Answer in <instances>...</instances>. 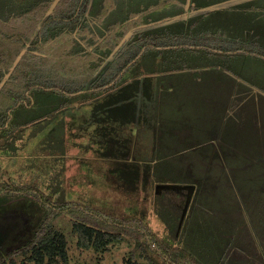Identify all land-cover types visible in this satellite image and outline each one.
Returning <instances> with one entry per match:
<instances>
[{"label":"trees","instance_id":"trees-1","mask_svg":"<svg viewBox=\"0 0 264 264\" xmlns=\"http://www.w3.org/2000/svg\"><path fill=\"white\" fill-rule=\"evenodd\" d=\"M116 4V0L100 1L98 12L94 13L100 18L99 23L104 22ZM176 5L177 0L150 2L145 7L127 10L126 15L115 18L104 31H94L87 18H78L83 11L82 0H0V138L12 137L19 126L31 121L22 117V123L18 122L20 112L17 110H31L38 94L44 98L41 108L49 109L32 118L33 121L46 115L55 117L66 107H75V102L80 104L84 100L92 104L88 120L98 125L92 138H102L96 148L90 149L103 157L121 159L120 165L127 168L128 150H124V146L129 137L122 130L120 135L116 134V126L140 119L141 108L136 96L140 88L141 96L149 92L150 77L144 74L163 71L167 56L175 55L171 51L177 52L180 60L181 52L188 49L175 47V37L169 36L165 27H150L152 22L185 12L184 7L175 8ZM126 8L131 6L126 4ZM163 39L170 40L168 47L156 50ZM235 41L233 52L249 50L261 55L259 50L246 48L249 45L243 41ZM222 42L225 43L224 38ZM218 49L224 51L225 47ZM162 54V59L156 58ZM151 57L159 61L157 66L151 64ZM46 68L49 75L45 73ZM56 139L61 144L64 138L59 135ZM160 152L158 148L155 154ZM50 172L54 173L53 177ZM46 173L50 178L44 177L39 183L0 177V264H7L17 254L24 256L21 264L28 261L65 264L66 238L53 225L60 213L71 219L77 244L83 248L104 251L109 244L128 235L147 242L165 264H224L222 251H218L215 258L209 259L207 252L195 258L192 251L168 245L139 216L111 217L105 211L88 208L74 200L53 201L58 189L54 177L58 172L48 168ZM29 194L34 198H22ZM124 264L133 262L129 258Z\"/></svg>","mask_w":264,"mask_h":264},{"label":"rangeland","instance_id":"rangeland-1","mask_svg":"<svg viewBox=\"0 0 264 264\" xmlns=\"http://www.w3.org/2000/svg\"><path fill=\"white\" fill-rule=\"evenodd\" d=\"M232 1L177 0L178 5L175 8L186 6L190 8V4L194 10H199L200 7H208L206 11L197 12L199 15L208 12V15L200 17L197 23L202 20V25L194 27L200 30L205 29L201 33V37L203 45L207 48L218 49L220 46L223 47L222 41L225 37L227 40H230L231 36L240 35L244 37L245 34L237 30L243 27V30L251 36L248 37L251 38L249 40L255 41V45H250L256 49L260 45L263 51L257 58L242 60L244 64L241 66H244L245 69L243 75L240 76L244 80L251 81L254 85H261L264 82V0H242L237 4ZM150 2L157 4V0H122L120 3L123 6H119V9L125 8L126 4L131 6L128 10L139 9L140 6L145 7ZM231 4L238 6L230 8ZM94 6L97 7L95 4ZM97 12V10L93 11V13ZM227 16H229V21H227ZM230 23L233 24V27ZM181 24H176L181 31L179 38L183 37L182 31L186 30V27H182ZM183 25L185 26L186 23ZM95 26L90 25L91 28ZM184 34L186 35L185 32ZM205 40H210V43ZM234 42L236 41L233 39L232 44ZM250 45L246 48H250ZM218 60L221 59L218 58ZM236 60V58L222 59V61L228 62L229 69L235 66L233 62ZM220 65L224 66L221 63ZM47 70L46 68L45 73L49 75L50 72ZM216 75L219 77L216 78L217 81L224 79L226 82L233 81L231 74H227V76L217 72ZM210 76L214 75L210 74ZM177 77L170 75L164 76L163 79L171 78V80L177 81ZM144 95V92L142 96L140 95L141 101H146L143 98ZM52 97L56 99V96ZM43 100V96L38 94L36 95V103L31 110L24 112L21 109L17 110L20 112L18 122L22 123V117L31 121L26 126H19V130L11 137L12 142L4 147L5 150L0 151L7 156H10L11 153L21 155L16 163L9 166L6 164L7 159H0L1 178L5 177L21 183H39L44 177H53L54 173L50 172V176H48L46 169L55 168L58 173L54 177V184L58 186V189L52 197L53 201L56 199L74 200L88 208L105 211L111 217L132 218L139 216L165 243L179 245L188 251H192L195 258H201L206 252L209 259L212 256L215 258L218 251H222L224 264H264V227L256 234L251 233L250 228H237V222L242 221L237 218L240 209H252L256 213V217L260 213L264 214V200H257V198L250 200L253 196L252 193L257 189V185L245 184L241 188L249 193L250 198L246 203L239 202L235 200L236 193L234 196L232 192L235 191V187L227 186L225 180L222 179L221 174L226 173V171L200 169V163L207 162L208 156L202 151L208 149V146H214V142L208 139L209 144L198 145L199 141H206L207 139L197 137L193 138L192 141H199L188 148L189 141L187 142L186 139L184 141L186 148L183 147L184 149L179 148V146L171 148V144L169 148L175 149L177 152L151 154L149 153L151 148L148 142L153 135L148 129L146 131L139 129L135 132V144L129 145L131 139L129 138L124 150H128L126 148L128 145L132 152L129 154L130 159L131 157L132 159L135 158L136 162L140 164L134 167L128 165L127 168H124L120 162L115 166L108 167V169L113 167L109 172L104 164L108 162L104 160L103 164L100 163L99 166L98 161L93 160L95 155L89 154L91 149L85 150L83 146L85 143H91L89 138H92L90 135L93 134L91 131L94 129V127L82 123L83 120L79 118V115L82 117L84 113L87 114V110L84 109L86 106L78 103L75 105L77 108L68 106L55 117H47L46 115L33 121L32 118L49 109L44 106L41 108ZM81 108L83 109L81 110ZM76 110L80 113L78 114ZM207 118L205 117L206 120ZM81 123L82 126H80ZM83 127L88 130L85 131ZM59 135L64 138L61 144H58L56 139ZM3 140L0 141L2 145L5 144ZM6 142L8 143V140ZM93 144L96 145V143ZM61 147L64 150H61ZM179 149L182 151L178 152ZM76 150H78L77 154L74 153ZM157 156L160 158L154 160ZM98 157L105 158L100 155ZM147 163H150L149 167ZM3 164L7 168L6 166L2 168L1 165ZM8 167L11 171L8 170ZM256 173L258 172L251 170L248 174L255 176ZM157 178L162 179L163 182ZM207 179L208 181H206ZM209 179L220 181L216 183V180L212 182ZM156 183L177 186L196 184L197 189L190 200L181 224L180 217L188 197V188L161 187L157 191ZM28 197L31 199L34 198V195L29 194L22 198ZM52 204L57 205L56 202H52ZM41 212L43 213V210ZM247 222L246 220L245 224H248ZM53 225L63 232L66 238L68 258L65 264H124V261L129 258L133 264H141V262L152 264L148 257L155 264H165L156 253H153L144 240L137 241L131 236L123 235L121 239L109 244L104 251L99 252L94 248H83L77 244V235L72 228L71 219L65 213L58 214L53 220ZM141 243L144 244L143 248L140 247ZM23 259V255L17 254L13 259L8 260L7 264H21ZM27 263L34 264L32 261Z\"/></svg>","mask_w":264,"mask_h":264},{"label":"crops","instance_id":"crops-1","mask_svg":"<svg viewBox=\"0 0 264 264\" xmlns=\"http://www.w3.org/2000/svg\"><path fill=\"white\" fill-rule=\"evenodd\" d=\"M100 1L83 0V11L78 17L80 20L87 18L90 25H96L92 28L94 31L98 29L104 31L115 18L118 19L128 12L126 7V9H119V6H121L120 0H116L117 4L114 10L105 17L103 23H99L100 18L94 16L95 14L93 11L99 8ZM234 1L235 4L242 2V0H233L232 2ZM94 4L97 5V7H95ZM237 6L238 5H232L230 8H236ZM207 9L208 7H200L199 10H194L193 6L190 4V8L189 6L183 8L185 11L183 14L157 20L150 24L151 28L165 27V31L167 29L169 36L175 37V47L182 46L188 49L181 52L180 60L178 59L179 55L177 52L171 51V53L175 55L169 54L167 56V61L165 62L166 67L162 68L164 69L163 71L159 70L157 72L144 74L150 77L148 81L149 84L147 85L149 92L145 93L143 96L146 101H141V88L136 96V103L141 108L140 119L136 123L116 126V134L120 135V131L122 130L126 136L131 138L129 145H133L135 144L134 136L137 130H150L153 135L150 142H148L151 148L149 153L151 154L156 153V149L158 148H160L161 154L177 152V150L171 148L176 146H179V148H186V144H184L186 139L187 142L189 141L188 148L194 146V143L199 141L196 140V142H193V138L202 137L207 139L206 141H199L198 145L209 144V139V141L214 142L215 145L208 146V149L202 151L208 156L207 162L200 163V169L226 171V173L221 174L222 179L225 180L227 186L235 187V191L232 192L234 196L236 193L235 200L239 202L246 203V201H249V193H246L243 188H241V186L245 184L257 185V189L252 193L253 196L250 200L256 198L257 200H264V82L261 85H254L251 81L244 80L240 76L243 75L245 69L244 66H241V64H244L242 60L245 58H257L260 54L250 52L249 50L233 52L235 47L234 44H232L233 39L237 41L241 40L240 42L243 41L242 43L248 45H255V41L249 40L251 38L248 37L251 36L243 30V27L237 30L238 32H243L245 34L244 37L237 35L234 37L231 36L232 38L230 40H227L226 37L224 38V51L205 47L201 37V33H203L205 29L200 30L194 27L202 25V20L198 23L197 20L202 16L208 15L202 14L200 16L197 12L206 11ZM227 21H229V16H227ZM177 23H186L185 26L181 24L182 27H186V30L184 29L182 31V38H179V32L181 31H179L176 26ZM230 25L233 27V24L230 23ZM238 26L241 25L238 24ZM205 41L210 43V40ZM168 42H170V40L163 39L160 43L161 45L158 46L156 50L167 48ZM256 46L258 47L257 44ZM249 49L255 51L259 50L258 52L263 51L260 45L258 49L250 45ZM34 53L38 54L37 52ZM21 54L22 52L18 55L17 59H19ZM162 57L163 54L157 55L156 58L162 59ZM218 58L221 60H218ZM234 58L237 60L233 62L235 63V66L232 67L233 69H229V66H227L228 62L222 61V59L229 60ZM146 61H148V59ZM150 62L156 66L159 63V61L153 57H151ZM220 63L224 66L220 65ZM171 64H174V66ZM227 69L229 70L226 71ZM9 72L10 71L6 73L8 74ZM217 72H221L225 75L231 74L233 81L226 82L225 79L223 81H217L216 78H219L216 75ZM169 74L178 76L176 79L177 81L171 80V78L166 80L163 79L164 76H170ZM210 74L214 76H210ZM142 78L143 76H140V80H142ZM80 102L81 105L86 106L84 109L87 110V114L84 113L82 117L79 115V118L83 120L82 123L85 125L88 124V126L94 127L95 129L98 125L88 120L92 115V104L84 100ZM77 104L78 102H75V105ZM75 108L77 107L75 106ZM82 109L83 108H81V110ZM79 113L80 111H78V114ZM82 123L80 126H82ZM85 127L87 128V126ZM85 127H83L84 130H88L85 129ZM94 129H92L91 133H94ZM92 135L90 136L92 137ZM1 139H4L3 142L7 145L12 141L11 137L0 138V141ZM101 139L102 138L99 136L89 138L91 143L83 144L85 150L90 149V147L96 148L95 146L100 144L102 141ZM7 140L8 143L6 142ZM93 143H96V145ZM171 144L172 147L169 148ZM0 145H2L1 142ZM4 145L0 146V151L5 150L3 147ZM126 146L128 149V156H126L125 162L130 166H138L140 163L136 162L135 158L132 159L131 157L130 159L129 154L132 152L128 145ZM181 151L182 149L178 150V152ZM90 153L95 155L93 160L98 161L99 166L100 163L103 164V161L106 160V162H108L107 164L104 163L107 166L106 169L122 161L121 159L119 160L111 157H105L103 159L98 157L99 154L92 152V149L89 151V154ZM19 156L21 155L16 154L7 156L0 153V159L8 160L6 163L7 166L16 163ZM1 166L3 168L6 165L3 164ZM106 169H104V171H106ZM112 169L113 167L109 168L108 171L110 172ZM8 170L11 171L9 167ZM251 170L257 171L258 173H256L255 176H251L248 174ZM97 171L100 170L97 169ZM95 175L97 176V174ZM209 180L214 182L216 179ZM206 181H208V179ZM218 181L220 180H216V183H218ZM191 186L192 190L188 205L197 189L196 184H192ZM255 214L256 213H254L252 209L242 210L241 208L237 214V218L242 221L237 222V228H250L253 234L261 231L262 227H264V214L260 213L256 215V217ZM246 220L248 224H245Z\"/></svg>","mask_w":264,"mask_h":264},{"label":"water","instance_id":"water-1","mask_svg":"<svg viewBox=\"0 0 264 264\" xmlns=\"http://www.w3.org/2000/svg\"><path fill=\"white\" fill-rule=\"evenodd\" d=\"M161 187H169V188H177V189H179V188H188V190H189L188 197L186 199V203H185L183 212H182L181 217H180V224H181V222H182V220H183V218L185 216V213H186V208L188 206V202H189V197H190V194H191L192 186L191 185L177 186V185H171V184L167 185V184L158 183L156 185V190L158 191V189L161 188Z\"/></svg>","mask_w":264,"mask_h":264}]
</instances>
